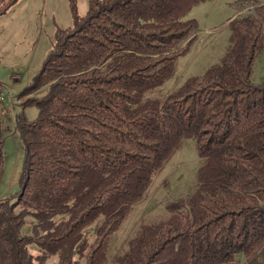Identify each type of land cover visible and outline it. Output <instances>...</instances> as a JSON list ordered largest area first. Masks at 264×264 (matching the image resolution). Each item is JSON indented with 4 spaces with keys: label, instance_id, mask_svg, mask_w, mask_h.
I'll return each instance as SVG.
<instances>
[{
    "label": "trees",
    "instance_id": "1",
    "mask_svg": "<svg viewBox=\"0 0 264 264\" xmlns=\"http://www.w3.org/2000/svg\"><path fill=\"white\" fill-rule=\"evenodd\" d=\"M201 1L88 0L81 13L69 0L72 24L55 29L16 94L34 92L14 112L23 155L18 189L0 199V264H44L55 254L54 264H106L109 237L187 137L198 155L195 189L167 201L112 261L262 263L264 79L251 74L264 48V2L229 19L225 52L200 75L154 92L196 38L197 20L185 15ZM15 2L0 0V14ZM4 140L0 117V179ZM27 215L33 235L22 232Z\"/></svg>",
    "mask_w": 264,
    "mask_h": 264
},
{
    "label": "rangeland",
    "instance_id": "2",
    "mask_svg": "<svg viewBox=\"0 0 264 264\" xmlns=\"http://www.w3.org/2000/svg\"><path fill=\"white\" fill-rule=\"evenodd\" d=\"M264 0H204L193 5L185 17L197 20L196 38L188 49L177 57L174 75L156 87L155 93L166 95L188 75H200L211 63L223 55L228 44V21L235 15L253 12L256 5ZM88 0H76L77 10L84 12ZM72 24L69 0H17L7 11L0 14V117L3 144V173L0 179V199L18 189L15 174L21 165L23 146L14 124V112L18 101L34 94L17 97V92L41 67L42 60L52 47L57 27ZM183 42L182 44H184ZM252 80L264 79V48L254 59ZM41 88L37 91H43ZM45 91V90H44ZM16 96V97H15ZM32 118L36 114L33 105L26 108ZM198 155L194 139L187 137L173 149L161 166L152 175L143 197L133 205L108 240L110 255L126 246L144 222L162 216L165 203L179 196H186L196 187ZM31 215L25 216L22 232L33 235ZM97 222L85 228L92 238ZM28 250L35 254L38 246L32 242ZM242 256V255H241ZM56 254L44 264H54ZM243 259V256H242ZM261 264H264V260Z\"/></svg>",
    "mask_w": 264,
    "mask_h": 264
}]
</instances>
